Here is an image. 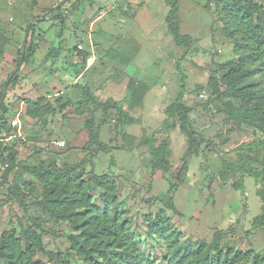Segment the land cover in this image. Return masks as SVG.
<instances>
[{"label":"rangeland","instance_id":"1","mask_svg":"<svg viewBox=\"0 0 264 264\" xmlns=\"http://www.w3.org/2000/svg\"><path fill=\"white\" fill-rule=\"evenodd\" d=\"M178 1L181 33L193 39L190 50L177 47L169 35L165 0H0V135H14L9 146L17 152L16 168L0 184V235L11 229L20 232L36 221L47 251L82 264L69 250L70 227L42 212V186L26 169L54 160L116 183L121 208L146 255L159 258L166 251L164 241L147 232V216L162 209L185 239L212 242L220 232L221 246L264 255V224H254L264 210L258 196L261 185L245 178L244 208L241 193L232 188L235 174L221 179V172L227 173L223 162L238 165L246 157L238 147L264 135L228 118L226 103L239 107L240 102L216 96L209 84L214 65L234 59L233 45L217 21V0ZM61 33L67 48L51 59L48 54ZM183 77L189 135L180 131L177 116L166 113ZM132 82L140 92V102L133 106L126 104ZM85 86L97 103L111 107L99 132L108 151L87 145V122L99 124L104 115L85 97ZM40 99L54 106L60 99L68 108L32 120L25 115L27 103ZM115 104L125 106L132 122H125ZM18 114L20 136L10 124ZM190 139L197 153L175 187L183 177ZM163 141L170 152L168 173L150 168L152 146L158 148ZM263 159L261 152L254 166L260 167ZM19 176L23 202L9 190ZM93 187L94 202L100 205L102 191ZM39 258L49 264L47 257Z\"/></svg>","mask_w":264,"mask_h":264},{"label":"trees","instance_id":"2","mask_svg":"<svg viewBox=\"0 0 264 264\" xmlns=\"http://www.w3.org/2000/svg\"><path fill=\"white\" fill-rule=\"evenodd\" d=\"M165 3L169 9L165 20L169 35L177 47L190 50L193 39L181 33L179 1L165 0ZM216 16L223 33L233 45L234 59L214 65L209 81L213 94L222 99L239 101V107H235L230 101L226 103L227 117L239 124L253 126L264 135V5L257 0H217ZM56 18L61 19L62 16ZM62 20L64 22V19ZM2 39L4 38L0 33V41ZM66 48V41L61 33L58 41L52 45L48 57L57 59ZM29 51L32 52V49L29 48ZM184 78L180 92L166 113L169 118L177 116L181 123L180 131L189 135L190 108L184 104L188 95ZM129 87L131 94L126 104L133 106L140 102V92L135 88L134 82ZM84 95L95 110H101L104 115L99 124H95L93 120L87 122L90 132L87 145L108 151L107 145L99 140V132L111 107L108 104L97 103L86 86ZM57 103V106H54L45 99L29 101L25 115L32 120H42L50 114H55L58 107L61 111L68 108V103L61 104L60 99H57ZM114 106L120 108L121 117L125 122H132L128 119L123 104ZM189 143L190 148L183 159L185 165L183 177L177 181L175 187L182 183L189 161L197 153L195 141L190 139ZM238 149L242 154H246L245 160L238 165L225 160L223 165L227 173L222 171L221 179L226 181L229 173L235 174L232 188L241 193L243 207L246 208L244 187L246 177L253 178L261 185L258 196L264 202V159L260 162V167L254 166L255 163H259V154L264 153V137L246 141ZM5 152L7 154L5 160L9 167L0 184L7 183L16 168L17 152L12 146L6 147ZM151 153V170L168 173L171 165L167 142L163 141L158 148L152 146ZM26 169L42 186L38 206L49 220L68 224L71 229L68 237L70 253L82 264H264V255L237 250L229 245L221 246L220 232L212 242L185 239L182 232L172 226V219L164 209L146 218L149 237L164 241L166 247V251L161 250L159 258H153L140 250L138 235L132 229L126 212L121 208L116 183L110 177L94 174L87 176L75 167L59 166L54 160L43 161ZM20 180L22 177H17L9 190L23 202ZM94 185L102 191L100 205L94 202ZM28 189L34 193L32 188ZM170 208L175 210L173 207ZM254 224H264V210L255 219ZM41 229L34 221L20 232L11 229L0 235V264H45L39 255L47 257L49 264H74L69 257L45 249Z\"/></svg>","mask_w":264,"mask_h":264},{"label":"built area","instance_id":"3","mask_svg":"<svg viewBox=\"0 0 264 264\" xmlns=\"http://www.w3.org/2000/svg\"><path fill=\"white\" fill-rule=\"evenodd\" d=\"M11 127L16 128L19 130L20 136V129H21V121H20V114H18L12 121ZM13 139V136L7 137L6 134L0 135V182L3 180L4 174L8 169L9 165L6 162L7 154L5 152L6 147H9L10 140Z\"/></svg>","mask_w":264,"mask_h":264}]
</instances>
